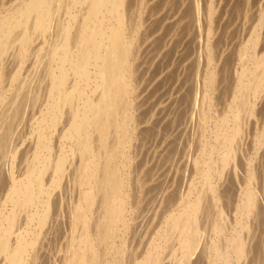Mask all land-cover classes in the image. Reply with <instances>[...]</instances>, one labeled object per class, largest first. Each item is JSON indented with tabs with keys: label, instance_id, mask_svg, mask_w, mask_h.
<instances>
[{
	"label": "bare ground",
	"instance_id": "bare-ground-1",
	"mask_svg": "<svg viewBox=\"0 0 264 264\" xmlns=\"http://www.w3.org/2000/svg\"><path fill=\"white\" fill-rule=\"evenodd\" d=\"M223 1L16 0L0 9V183L8 179L0 210V264H249L256 226L264 219V185L263 194L255 186L264 155V7L239 49L235 80L229 79L234 88L219 112L214 104L220 93L223 98L227 67L217 53V23L227 12L220 21L216 14ZM190 46L189 54L179 55ZM187 64L204 66L192 94L197 111L203 99L195 120L203 144L193 158L195 168L190 163L196 169L190 187L153 230L163 199L149 198L158 172L148 165L165 154L168 138L160 140V153L150 146L151 131L185 97L180 79ZM26 65L30 79L19 81ZM179 71L176 82L165 80ZM177 86V95L168 97ZM22 122L33 129L35 143L28 140L32 159L17 174L14 135ZM254 122L253 150L244 156ZM6 145L12 147L6 150L9 165L1 168ZM240 158L249 182L240 187L229 219L233 183L227 176L239 172ZM69 185L70 234L59 253L61 243L56 246V259L49 257V242L59 214L64 216Z\"/></svg>",
	"mask_w": 264,
	"mask_h": 264
},
{
	"label": "rangeland",
	"instance_id": "rangeland-1",
	"mask_svg": "<svg viewBox=\"0 0 264 264\" xmlns=\"http://www.w3.org/2000/svg\"><path fill=\"white\" fill-rule=\"evenodd\" d=\"M16 0H0V9H4L5 7L9 8V5L13 4V2H15ZM207 1V0H206ZM216 2L219 3V0H215ZM229 1V2H228ZM225 0L226 4H224V1L222 2V4L219 6L218 3H216V5H218V8H219V11H218V14H216L217 16L219 15V21L222 19V17L224 16V12H227V16L224 17V19H222L223 21H220L219 23H217L219 26H220V31H219V34H217V38H216V43H217V46H218V49H217V53L218 54H223V61L225 62L226 64V67H227V71H226V74H225V77L226 78L224 81L228 82L229 84L226 85L225 82L223 83V89L226 91L223 92V98H221L222 94L220 93V99H218L217 97V103L214 104L215 108H218L216 109L217 111H223L222 109L225 107V104L227 102V98L229 97V95H226V94H230L229 92L233 91V88H234V84H232L233 82L235 81H230V80H235V76H234V72L236 71V69L239 67V62H240V59H239V52H240V48L242 49V47L244 46V44L247 42V40L250 38L251 36V32L255 29V27L257 26L255 22V20H258L259 19V16H260V12L261 10L263 9L264 7V0ZM240 2V3H237L235 4L236 2ZM244 1V3H243ZM228 2V4H227ZM205 3V2H204ZM234 3V4H233ZM261 4V5H260ZM226 5V6H225ZM235 5V6H234ZM237 5V6H236ZM243 5V6H242ZM232 6L234 8H232ZM260 6L262 9H260ZM236 7H237V10H236ZM259 8V10H258ZM223 9V10H222ZM250 12H248V11ZM248 13V14H247ZM228 14L230 17H228ZM245 14H247L246 16H244ZM240 15V16H239ZM259 15V16H258ZM258 16V17H257ZM227 17V18H226ZM226 18V19H225ZM229 18V19H228ZM236 18V19H235ZM228 19V20H227ZM231 19V20H230ZM233 19V20H232ZM230 20V21H229ZM228 21V22H226ZM233 21V22H232ZM255 21V22H254ZM232 22V23H231ZM223 23V24H221ZM227 24V25H226ZM255 24V25H254ZM224 26V27H221ZM226 27V28H225ZM254 27V29H253ZM229 28V29H227ZM258 28V27H257ZM253 29V30H252ZM229 32H228V31ZM228 32V33H227ZM187 31L184 33V35L186 34L187 35ZM222 34V35H220ZM183 37V35H182ZM182 37H178V38H182ZM185 38V37H184ZM219 39V40H218ZM189 41V40H188ZM221 43V44H220ZM243 45V46H242ZM226 46V47H225ZM220 47V48H219ZM225 47V48H224ZM191 50V46L190 47H186V49L184 51L180 50V53L179 55H186V54H189ZM220 50V51H219ZM222 50V51H221ZM186 52V54H185ZM226 52V53H225ZM228 53V54H227ZM168 57V56H167ZM232 60V61H231ZM188 65V64H187ZM193 65V66H192ZM28 67V68H26ZM26 67L24 66L23 69L24 72L21 77V79L19 81H22L23 77L27 78L26 81H28L30 79V77L28 76H31V71H30V68L28 65H26ZM191 67V68H190ZM202 68V69H201ZM199 68V66H195L194 64H190V66H186V70L185 72L187 73H183V70H182V73H183V76L181 75V79L180 81L182 82L183 85H185V88H187L185 90V97L184 98H181L180 100V103L178 107H176V110H175V107H174V111L173 108H167V112H166V116H168V120H166V122L168 121H171V125H170V122H168L166 124V122L164 124L162 123H159L160 120H158V122L155 125V128L157 126V128L155 129L154 128V132L152 129L151 131V134H152V141L150 142V146H152L154 149L156 148L158 151L161 150V147H160V140L163 138V136H166L168 139L166 140V142L164 143L165 145L163 146V148H167V151L165 152V154L163 155L162 153V156L160 154V156L162 157L160 159V157L158 158H155V161L153 163H150L148 165V167H151V168H155L154 171L155 172H158L156 176V183H153V187H152V190L150 192V196L149 198L151 197H155V198H158L160 199V201L163 199V203L162 205L160 206V210L158 211V217L160 218H157L155 222L151 223V227L149 228H156L157 226L160 225V221L162 219V216L164 214H170L171 210H173L174 207L171 206V204H176L180 198V196H182V193L181 192H186V190L190 187V182L193 181V178L195 177L196 175V169L195 166L193 165L194 164V157H196V153H200V148L202 147L201 144H203V141H202V132H203V129H202V126L199 128V124H197L196 122H198V117L200 116L199 113L200 112V107H201V104L203 103V99L202 97L200 96L199 97V101H200V107L198 108V111L195 109L196 107V104L194 103L195 101V98L194 96L196 95V92L194 91L193 88H195V85L197 83V79H196V74L199 72L200 75H202L204 73V66ZM22 69V70H23ZM29 69V71H28ZM201 69V71H199ZM28 72H30L28 74ZM181 71L179 72H176L175 75L173 76L172 74L169 76V77H166L165 80L168 78H170V81H175L176 82V78H177V74L178 76L181 74L180 73ZM27 74V75H26ZM43 75V74H42ZM194 75V76H193ZM185 76V77H184ZM174 77V78H173ZM191 77V78H189ZM228 77V78H227ZM25 78V79H26ZM23 79V82L24 80ZM172 79V80H171ZM230 79V80H229ZM192 81V82H191ZM170 82V83H171ZM180 82V83H181ZM226 82V83H227ZM22 83V82H21ZM169 83V84H170ZM191 83V84H190ZM233 87H231V84ZM230 85V86H229ZM171 86V84L169 85ZM178 87L177 86L174 91L175 92H172V91H167V93L169 92L168 94V97L171 93H173L174 95L176 94V91L178 90ZM230 87V88H229ZM227 88V89H225ZM232 88V89H231ZM193 91H190L192 90ZM231 89V90H230ZM196 90V89H195ZM190 91V94L192 96V94L194 96H192L193 98H191V96H188L189 92ZM195 93V94H194ZM189 94V95H190ZM177 95V94H176ZM225 95V97H224ZM218 96V95H217ZM227 96V97H226ZM226 98V99H225ZM224 99V100H222ZM229 99V98H228ZM193 100V101H191ZM222 100V101H221ZM221 102V104H220ZM228 103V102H227ZM223 104V105H222ZM183 105V106H182ZM194 105V107H193ZM192 106V107H191ZM185 107V108H184ZM188 107V108H187ZM190 108V110H189ZM194 108V109H192ZM220 108V109H219ZM172 111V112H171ZM176 111V113H175ZM191 111V112H190ZM174 112V113H173ZM178 112V113H177ZM180 113V114H179ZM186 113V115H185ZM195 113V114H193ZM171 114H174V115H171ZM179 114V115H177ZM193 114V115H192ZM176 115V116H175ZM195 115V117H194ZM171 116V117H170ZM184 116V117H183ZM189 116V117H188ZM180 117V118H179ZM187 117V119H186ZM29 118V117H28ZM163 118V117H162ZM173 118V119H172ZM182 118H185L186 120H182ZM192 118V119H191ZM172 119V120H171ZM181 119L179 122L178 120ZM194 119V121H193ZM174 120V121H173ZM196 120V122H195ZM184 121V122H182ZM188 121V122H187ZM194 122V124H190V122ZM173 122V123H172ZM183 123V124H182ZM189 126H188V124ZM27 122L24 124V122H22L17 130L16 126H15V130H17V136L14 135V141L15 143L17 144H14V148L19 149V157L16 159V173L19 174V172L23 171L24 168H25V165L27 164V161L29 162L31 159H32V149L30 148L31 145H29L28 143L31 139L32 142H30V144H34L35 143V139L32 138V135L33 134V129L31 130L29 128V124H27ZM158 124V125H157ZM174 124V125H173ZM178 124L180 125L181 127V124L184 125L182 126L181 128L178 126ZM187 125V128H188V131L186 129V125ZM255 124V122H254ZM173 125V127H172ZM179 129H178V127ZM191 125V126H190ZM198 125V127H197ZM25 126V127H24ZM162 126V127H161ZM196 126V128H195ZM256 128V124L255 125H250V128H248V131L249 133H247L248 135L246 136V138L244 139V143H243V150H244V156H247L248 153L252 152L253 150V146H254V132H255V128ZM161 127V129H160ZM168 127V128H167ZM192 127V128H191ZM253 127V128H252ZM60 128V127H59ZM252 128V129H251ZM21 129V130H19ZM25 129V130H24ZM167 129V130H166ZM186 129V130H185ZM156 130H160L159 132H157ZM162 130V131H161ZM174 131V133L172 131ZM194 130V131H193ZM19 131V133H18ZM30 131V133H29ZM32 131V132H31ZM170 131V133H169ZM182 131V132H181ZM200 131V132H199ZM158 133L159 135L161 136H158ZM180 133V134H179ZM184 133V135H183ZM190 133V134H189ZM27 134V135H26ZM175 134V135H174ZM186 134V135H185ZM188 135V136H187ZM193 135V136H192ZM29 136V137H28ZM158 136V137H157ZM156 137V138H155ZM175 137V138H174ZM27 140H26V139ZM56 138V137H55ZM154 138V139H153ZM197 138V139H196ZM24 139V140H23ZM28 141V142H25ZM173 141L171 143V141ZM181 140V141H180ZM192 140V141H191ZM200 140V141H199ZM24 144H22V142ZM157 141V142H156ZM180 141V142H179ZM190 141V142H189ZM162 142V141H161ZM178 142V143H177ZM182 142V143H181ZM256 142V140H255ZM19 143H20V146H19ZM22 145V146H21ZM23 145H25V147H23ZM154 145V146H153ZM171 145V146H170ZM197 145V147L195 146ZM201 145V146H200ZM7 146V145H6ZM20 147V148H19ZM30 149L28 151V148ZM158 147V148H157ZM187 147V148H186ZM199 147V148H198ZM8 148V149H7ZM7 148L5 149L4 153V157L2 158L1 160V168L3 165H5V163L7 164V167L9 165V159L10 157L8 155L9 152L12 150V147L10 148V146H7ZM177 148V149H176ZM170 149V150H169ZM252 149V150H251ZM8 150V151H6ZM15 150V149H13ZM22 150V151H21ZM152 150V151H151ZM176 150V151H174ZM183 150V151H182ZM196 150V151H195ZM261 152L260 153H264V146L260 149ZM170 151V152H169ZM249 151V152H248ZM150 152H152L151 154H154V150L152 148H150ZM181 152V153H180ZM161 153V151H160ZM178 153V154H177ZM31 154V155H30ZM177 154V155H176ZM26 155H27V158H26ZM252 155V153H251ZM7 156V157H6ZM167 156V158H165ZM180 159H179V158ZM183 157V158H182ZM192 157V158H191ZM259 159L261 162H255V166H258L257 169H258V172L260 173V178L257 182V184L255 185L257 188H259L260 190L262 189L261 187L264 185V155L261 154L259 155ZM244 159L243 158H240V166H242L243 168L245 167V160L243 161ZM177 161V162H176ZM193 161V162H192ZM8 162V163H7ZM164 162V163H163ZM192 162V163H191ZM21 163V165H19ZM182 163V164H181ZM186 163V164H185ZM190 163L191 165L194 167L191 168L190 166ZM244 163V164H243ZM258 165H257V164ZM260 163V164H259ZM262 163V164H261ZM3 164V165H2ZM160 164V165H159ZM242 164V165H241ZM23 165V166H22ZM262 165V166H261ZM164 166V168H163ZM172 166V167H171ZM242 167H240L239 169V172L236 173V175H233L234 172L230 171L231 173V176L230 174L228 173V176H227V182L228 181H232L233 184L230 183L229 185V189L231 188V192L229 191V196H230V205L229 206L230 208H228V212H227V215H228V218L229 219H233L234 218V207L237 205V201H238V198H239V190H240V187L243 186L245 187L249 182V181H245V178H246V172H247V168L243 169ZM158 168V170H157ZM161 168V169H160ZM175 168V169H174ZM191 169V170H190ZM169 170V171H168ZM186 170V171H185ZM260 170V171H259ZM168 171V172H167ZM192 171V172H191ZM195 171V172H194ZM187 172V174H186ZM241 172V173H240ZM239 173V174H238ZM4 175H6V172L3 173ZM191 174V175H190ZM8 175V173H7ZM182 175V177H181ZM185 175V176H184ZM187 175V176H186ZM239 175V177H238ZM192 176V177H191ZM194 176V177H193ZM237 177V181L235 180V178ZM6 177V176H5ZM3 178L2 182L0 183V210H1V203L3 202V199L5 197V194H6V189H7V186H8V179L7 177L6 178ZM184 177V179H183ZM165 179V180H164ZM229 179V180H228ZM231 179V180H230ZM175 180V181H174ZM183 180V181H182ZM234 180V181H233ZM165 181V182H164ZM169 181V182H168ZM164 182V183H163ZM183 182V184H182ZM6 183V184H4ZM181 183V184H180ZM256 183V182H255ZM175 184V185H174ZM171 185V186H170ZM169 186V187H168ZM174 186V187H173ZM189 186V187H187ZM231 186V187H230ZM254 186V185H253ZM261 186V187H260ZM178 188V189H177ZM71 189V190H70ZM73 187H71L70 185L68 186V194H67V197H66V202L64 203V206H63V212H64V216L60 215L59 213V216H58V220H59V224L56 226L57 229L55 228L54 233L56 236H54V234L52 235V238H50V244H53L52 247H54L55 249V252H54V249H50L49 251H53L51 252V254L49 255V257L53 256L54 258L58 259V253L59 251H61V249L64 247L63 246V243H66V240L65 239L68 235V233L70 232V207H69V203H70V197L72 198L74 195V191L72 190ZM186 189V190H185ZM233 189V190H232ZM182 190V191H181ZM259 190V191H260ZM233 191V192H232ZM70 192V193H69ZM183 192V193H184ZM73 193V194H72ZM157 193V194H155ZM170 193V194H168ZM261 193L263 194V191L261 190ZM4 194V195H3ZM71 194V195H70ZM70 195V196H69ZM73 195V196H72ZM156 195V196H154ZM238 195V196H237ZM166 196V197H165ZM69 197V198H68ZM232 197V198H231ZM149 198L147 200H149ZM174 198V199H173ZM173 199V201H172ZM177 199V200H176ZM233 199V200H232ZM237 199V200H236ZM2 200V201H1ZM68 201V202H67ZM72 201V200H71ZM166 202H168V204H166ZM233 204V205H232ZM152 205V204H151ZM150 205V207H151ZM155 205H158V204H155ZM233 206V207H232ZM144 207V206H143ZM155 207V206H154ZM157 207V206H156ZM164 207V208H163ZM167 207V208H166ZM69 209V210H68ZM147 209V207L145 208ZM159 209V207H158ZM67 210V211H66ZM230 210V211H229ZM234 214H233V213ZM160 214V215H159ZM64 217V218H63ZM164 217V216H163ZM233 217V218H232ZM65 219V220H64ZM63 220V221H62ZM158 220V221H157ZM160 220V221H159ZM261 222L256 226V232H257V235H256V238H255V241L253 242L254 244V254L252 256V258L250 259L249 261V264H264V219L261 218L260 220ZM69 223V224H68ZM153 224V225H152ZM259 227V228H258ZM64 229H68V230H64ZM150 229V233L147 234L149 237V235L152 233L153 230ZM62 232V234H61ZM58 233V234H57ZM70 234V233H69ZM58 235V236H57ZM69 236V235H68ZM54 237V238H53ZM63 240H61V239ZM55 240V241H54ZM65 241V242H64ZM61 243V248L59 247ZM55 244V245H54ZM65 245V244H64ZM56 246H58L56 248ZM63 246V247H62ZM59 249V250H58ZM58 250V253H56V251ZM258 253V254H257ZM257 255V256H255ZM48 257V259H49ZM256 259H257V262H256ZM51 261H53V258L50 259ZM255 260V261H254ZM60 261V260H59ZM204 260L202 259L200 262L201 264L205 263V261L203 262ZM256 263H254V262ZM58 262V261H56ZM206 264V263H205ZM248 264V263H247Z\"/></svg>",
	"mask_w": 264,
	"mask_h": 264
}]
</instances>
